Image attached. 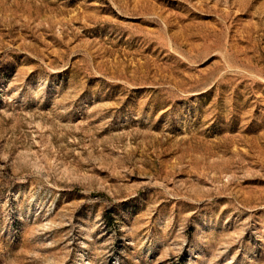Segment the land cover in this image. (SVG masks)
<instances>
[{
  "label": "rangeland",
  "instance_id": "rangeland-1",
  "mask_svg": "<svg viewBox=\"0 0 264 264\" xmlns=\"http://www.w3.org/2000/svg\"><path fill=\"white\" fill-rule=\"evenodd\" d=\"M0 264H264V0H0Z\"/></svg>",
  "mask_w": 264,
  "mask_h": 264
}]
</instances>
